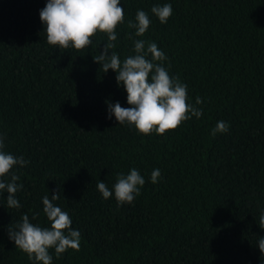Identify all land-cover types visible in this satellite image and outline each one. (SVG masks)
<instances>
[{"label": "trees", "instance_id": "1", "mask_svg": "<svg viewBox=\"0 0 264 264\" xmlns=\"http://www.w3.org/2000/svg\"><path fill=\"white\" fill-rule=\"evenodd\" d=\"M45 3L0 0V135L4 151L28 161L11 170L20 207L0 194V264H33L8 227L25 214L49 226L42 197L57 189L54 204L81 241L59 257L50 249L52 264H264V0H120L117 40L97 32L83 50L47 42ZM165 3L173 14L161 24L151 8ZM137 10L151 19L139 37L128 27ZM138 39L163 50L199 118L162 135L106 118L105 101L129 107L127 93L93 57L110 42L123 61ZM220 120L229 131L211 135ZM132 168L145 179L135 200L104 199L99 180L112 190Z\"/></svg>", "mask_w": 264, "mask_h": 264}, {"label": "clouds", "instance_id": "2", "mask_svg": "<svg viewBox=\"0 0 264 264\" xmlns=\"http://www.w3.org/2000/svg\"><path fill=\"white\" fill-rule=\"evenodd\" d=\"M151 13L161 24H165L172 16L173 9L169 3L154 5ZM39 16L50 45L76 50L90 46V38L97 32L107 34L110 42L116 41V29L125 19L120 0H46ZM150 25L151 19L144 10H137L135 21H128V27L135 29L134 35L138 37L143 36ZM129 38H132L131 34ZM110 42L105 43L103 50L93 59L102 66L103 73L109 69L116 73L117 86L123 85L129 107H122L118 101L111 103L106 100V118L114 116L118 124L132 125L141 134L155 131L162 135L193 116L199 118L202 115L201 109L187 102V84L180 82L178 77L170 76L168 68L162 63L168 57L155 42L135 40V54L123 61L116 52L110 51L115 48V44ZM202 102V98H196L197 105ZM228 131V122L220 120L211 130V135ZM4 148V136L0 135V178L10 176L9 180L0 179V194L7 192L8 208H19L16 193L23 185L17 183L20 177L11 170L17 165H26L28 161L4 151ZM150 179L153 184L157 183L161 179V170L154 169ZM144 184V177L132 168L127 175L117 174L112 190L103 180H99L96 187L104 199L114 195L119 206L131 204ZM50 197H42L43 212L49 226L34 224L25 214L15 227H8L9 239L16 248L27 254L33 264H52L50 249H54L57 257L68 249L80 250L81 233L71 227L69 214L54 204L60 198L59 190ZM260 227L264 228V215L260 217ZM258 248L264 255V237L258 240Z\"/></svg>", "mask_w": 264, "mask_h": 264}]
</instances>
